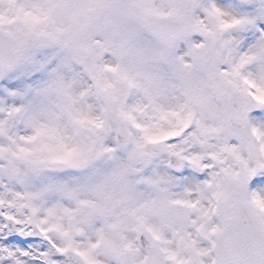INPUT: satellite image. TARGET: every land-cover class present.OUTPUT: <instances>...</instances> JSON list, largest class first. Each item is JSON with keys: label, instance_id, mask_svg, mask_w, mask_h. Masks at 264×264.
I'll use <instances>...</instances> for the list:
<instances>
[{"label": "snow or ice", "instance_id": "snow-or-ice-1", "mask_svg": "<svg viewBox=\"0 0 264 264\" xmlns=\"http://www.w3.org/2000/svg\"><path fill=\"white\" fill-rule=\"evenodd\" d=\"M0 264H264V0H0Z\"/></svg>", "mask_w": 264, "mask_h": 264}]
</instances>
